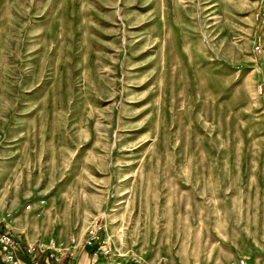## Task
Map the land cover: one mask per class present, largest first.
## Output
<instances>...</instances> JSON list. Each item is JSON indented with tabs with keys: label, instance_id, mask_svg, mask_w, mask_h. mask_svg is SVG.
<instances>
[{
	"label": "rangeland",
	"instance_id": "rangeland-1",
	"mask_svg": "<svg viewBox=\"0 0 264 264\" xmlns=\"http://www.w3.org/2000/svg\"><path fill=\"white\" fill-rule=\"evenodd\" d=\"M54 193L67 264L98 222L121 264H260L264 0H0V229Z\"/></svg>",
	"mask_w": 264,
	"mask_h": 264
},
{
	"label": "crops",
	"instance_id": "crops-1",
	"mask_svg": "<svg viewBox=\"0 0 264 264\" xmlns=\"http://www.w3.org/2000/svg\"><path fill=\"white\" fill-rule=\"evenodd\" d=\"M23 197L22 193L20 194V196L18 197L21 199ZM57 193H54L52 196L45 198V202L47 203V205L41 206L39 204V196L35 195L34 197L31 198L32 202H31V211H24L23 208L19 210V216L16 218L14 223V230L18 233H22L24 235V237L26 238V240L30 243H36V242H45V240L48 238V236H50L51 234H53L55 231H57L58 226H60V224H56L54 219L52 220V216L53 214L51 213L52 209H55L57 211H59V207L57 206ZM48 207V208H47ZM259 211L257 208H254V212L252 214L254 221L257 223L259 222ZM10 225H12L10 223ZM182 231L180 230V232L177 234L175 240L173 241V246L176 247L177 249L183 248L184 246V242L181 240V235H182ZM205 237V235L203 236ZM242 236L240 235V238ZM103 241H105L108 245H110V247L113 250L114 255L116 256L115 258H112L111 260H107V259H98L95 261L94 264H121L122 261H124V259H122L121 257L124 256L125 251L123 248H120L118 246V241L116 240H111L110 242H108L107 240H104L103 237L101 238ZM241 241H244V247L246 250V252H244V255H248V251L250 252V249L255 248L256 249V255L259 256V260H260V264H264V232L263 230L261 231V235L260 236H256L255 240L252 241L253 243H250L248 241V239H246V237L242 238ZM224 244L223 240H219V239H211L208 240L207 243L206 241H203L200 243V245L205 246V247H214L213 251L209 252L208 254V258L206 256V253H203L200 255H202V258L198 256H196L194 253L192 252H188L185 253L186 255H182L181 253H179V251H173L168 253L167 255H163V257H153L150 258V260L148 261H143L141 257H135L136 260L138 261V264H227L226 261H224L223 259H220V252L217 250L218 248H221ZM253 244V245H252ZM189 246H191V244H189ZM228 247H233L230 244H227ZM91 251L92 249L87 248L85 249V251H80V255L78 258H75V260L70 259L69 264H91ZM240 254V253H239ZM126 255H128V253L126 252ZM195 255V256H194ZM215 256L212 259L211 262V257ZM128 257H130V255H128ZM139 258V259H138ZM73 260V261H72ZM133 260V259H132ZM163 260V262H162ZM135 261V260H134ZM162 262V263H161ZM23 264H27L25 261L23 262Z\"/></svg>",
	"mask_w": 264,
	"mask_h": 264
},
{
	"label": "built area",
	"instance_id": "built-area-1",
	"mask_svg": "<svg viewBox=\"0 0 264 264\" xmlns=\"http://www.w3.org/2000/svg\"><path fill=\"white\" fill-rule=\"evenodd\" d=\"M256 50L259 49L256 48ZM30 209L31 204L25 206V210ZM103 229L102 223L98 222L86 232L82 248L92 249L91 264L98 259L111 260L115 257L112 248L99 237ZM70 252L73 251L63 248L54 240L30 243L22 233H17L6 224L0 229V264H23L24 261L27 264H67V255ZM238 264H245V262L239 261Z\"/></svg>",
	"mask_w": 264,
	"mask_h": 264
}]
</instances>
